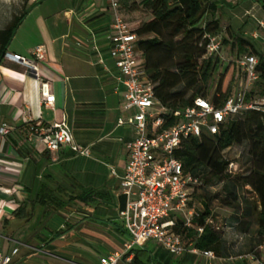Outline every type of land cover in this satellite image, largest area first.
Wrapping results in <instances>:
<instances>
[{
	"label": "crops",
	"instance_id": "obj_1",
	"mask_svg": "<svg viewBox=\"0 0 264 264\" xmlns=\"http://www.w3.org/2000/svg\"><path fill=\"white\" fill-rule=\"evenodd\" d=\"M12 1L0 0V29L13 18ZM21 3L20 14L27 11V17L8 54L33 62L34 50L44 47L46 62L40 69L52 79L56 102L44 104L41 80L26 66L9 60L0 66V129L4 124L12 129L8 136L0 135V253L18 249L13 264H99L106 255L122 252L130 239L120 216L127 204L120 177L129 161L128 144L136 137L132 122L137 110L126 108L123 87L117 91L118 70L110 56L113 12L108 0ZM139 23L128 24L134 29ZM63 120L77 144L90 148L91 157L65 147L51 153L31 134L32 126L49 129ZM83 190L98 194L93 204L68 203ZM54 199L69 205L56 212ZM21 206H27L28 217L16 216ZM257 231L252 224L246 231L233 228L224 234L223 256L216 259L174 257L156 243L147 246L161 264L176 258L179 264H198L199 259L205 264H264V242ZM241 247L254 251L239 255ZM252 253L255 260L246 257Z\"/></svg>",
	"mask_w": 264,
	"mask_h": 264
},
{
	"label": "trees",
	"instance_id": "obj_2",
	"mask_svg": "<svg viewBox=\"0 0 264 264\" xmlns=\"http://www.w3.org/2000/svg\"><path fill=\"white\" fill-rule=\"evenodd\" d=\"M259 2L264 8V0ZM119 4L120 12L125 8L131 12L142 11L150 16L149 20L141 22L133 31L138 37L137 48L146 81L153 87L156 99L169 110H185L193 106L198 98L211 99L216 107L223 106L227 100L236 96L235 87L239 82L236 76L239 66L236 61L246 55H254L259 60V80L247 91V102L264 99V54L241 38L233 37V62L213 86L215 75L222 65L220 58H206L209 43L207 36L217 35L222 29L217 18L220 0H119ZM26 17L27 11H23L13 16L7 27L0 29V66L5 64L8 48ZM224 43L227 44V40ZM211 92L214 93L212 96ZM242 146L248 149L249 168L246 174L234 178L229 173L234 160L226 158L224 153ZM175 157L182 163L186 174L200 179L201 186L210 187L228 181L243 189L249 187L253 200L247 202L241 219L230 226L246 231V226L255 224L258 237L264 242L263 111L244 112L216 135L206 134L202 139H185ZM96 197L98 194L93 190H83L79 196L71 197L68 203L79 201L89 206L95 202ZM53 202L51 207L56 212L63 211L69 205L58 199ZM190 206L193 207L192 203ZM26 208L21 206L16 216L28 217ZM197 212L199 217L193 221L191 228L185 227L184 220L179 218L176 232L184 237L187 245L193 243L202 251L222 257L223 233L210 223V206L205 204V211ZM200 228L204 229L202 234L198 232ZM134 254V259L128 264H161L157 252L151 251L148 246L135 249Z\"/></svg>",
	"mask_w": 264,
	"mask_h": 264
},
{
	"label": "built area",
	"instance_id": "obj_3",
	"mask_svg": "<svg viewBox=\"0 0 264 264\" xmlns=\"http://www.w3.org/2000/svg\"><path fill=\"white\" fill-rule=\"evenodd\" d=\"M108 2L114 16L109 40L110 56L118 70L117 91L119 87L125 89L126 108L136 109L137 114L132 122L136 137L128 144L129 161L120 177V185L127 198L126 207L120 216L130 239L122 252L106 255L100 259L99 264L130 263L135 257V249L151 243L158 244L174 257L194 254L216 259L213 252L202 251L193 243L187 245L184 237L176 232L179 218L184 220L185 227L191 228L193 221L199 217L190 203L195 190L201 186V181L198 177L185 173L175 153L185 139H202L206 134L216 135L232 119L244 112H264V99L248 103V90H243L221 107H216L211 99L198 98L193 106L185 110H169L156 99L153 87L146 81L139 59L138 37L122 16L119 0ZM207 38L209 43L206 58H220L222 40L217 35H208ZM33 57L34 61L31 62L20 55L7 54L5 60L26 66L29 71L35 72V76L41 80L44 104L53 106L56 96L51 90L52 79L40 69L41 64L46 62L45 48H36ZM236 64L247 76L250 86L259 80V60L256 56L246 55L238 59ZM11 130V127L4 124L0 135L6 137ZM31 134L51 153H58L65 147L78 156H92L90 148L77 144L66 120L49 129L41 125L32 126ZM232 169H238L234 163L230 165V174ZM112 174L116 175V172L112 171ZM222 230L226 234L233 228L224 224ZM198 232L202 234L204 229L200 228ZM237 239L238 243L244 241L241 236ZM18 253V249L11 255L0 253V264H13ZM246 257L256 259L254 253Z\"/></svg>",
	"mask_w": 264,
	"mask_h": 264
},
{
	"label": "rangeland",
	"instance_id": "obj_4",
	"mask_svg": "<svg viewBox=\"0 0 264 264\" xmlns=\"http://www.w3.org/2000/svg\"><path fill=\"white\" fill-rule=\"evenodd\" d=\"M22 1L25 0L12 1V17L16 16V14H20ZM220 2V11L217 14V18L221 22L222 29L217 36L222 40V51L220 55L222 66L219 72L215 75L213 86L218 83L221 73H223L227 66L233 62L231 53V45L234 42L233 37L244 39L255 45L260 51H264V24H262L264 23V8L261 3L258 2V0H236L233 2L220 0ZM121 13L126 22L130 25L150 19V16L142 11L131 12L122 8ZM139 24L134 28H137ZM225 40H227V44L224 43ZM236 76L238 77L239 82L235 87V95L243 90H250L252 88L247 76L239 70V68L236 70ZM213 94L214 93L211 92V96ZM224 154L229 160H234V164L238 168L237 170H231L234 178L246 174L249 168L247 155L248 149L246 146L234 147L227 150ZM252 196L253 194L251 191L239 186L237 187L232 182L226 181L223 184L215 183L210 187H204L202 185L200 189L197 188L195 190L192 206L197 211L204 212L205 204H208L210 206V211L212 212L211 224L216 230H220L224 235L222 228L225 219L235 218L236 216L243 214L244 208ZM226 203L230 204L229 206L232 208L231 210L225 208ZM247 251L253 252L254 249L249 250L247 247H241L237 252L240 255ZM229 255L230 253L226 251V257ZM203 260L204 259H199L198 264H205ZM179 262L178 258L173 260V264H179ZM121 264L125 263L123 262Z\"/></svg>",
	"mask_w": 264,
	"mask_h": 264
},
{
	"label": "water",
	"instance_id": "obj_5",
	"mask_svg": "<svg viewBox=\"0 0 264 264\" xmlns=\"http://www.w3.org/2000/svg\"><path fill=\"white\" fill-rule=\"evenodd\" d=\"M30 73H31V76H32V77L36 78V76H35V72L30 71Z\"/></svg>",
	"mask_w": 264,
	"mask_h": 264
}]
</instances>
